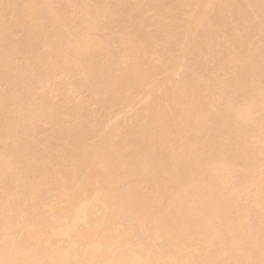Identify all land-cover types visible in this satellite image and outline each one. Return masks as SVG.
Masks as SVG:
<instances>
[{"label": "bare ground", "instance_id": "6f19581e", "mask_svg": "<svg viewBox=\"0 0 264 264\" xmlns=\"http://www.w3.org/2000/svg\"><path fill=\"white\" fill-rule=\"evenodd\" d=\"M0 264H264V0H0Z\"/></svg>", "mask_w": 264, "mask_h": 264}]
</instances>
